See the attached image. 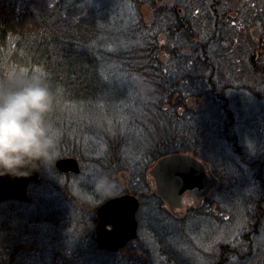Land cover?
<instances>
[{
  "label": "trees",
  "instance_id": "obj_1",
  "mask_svg": "<svg viewBox=\"0 0 264 264\" xmlns=\"http://www.w3.org/2000/svg\"><path fill=\"white\" fill-rule=\"evenodd\" d=\"M117 4L126 6L130 12L125 24L112 21ZM139 19L136 0H0V77L10 72L43 70L55 96V107L50 116L53 120L63 107L74 103L91 109L101 100H110L107 104L118 102L110 96L106 74L123 73L128 81L118 91L122 94L123 102H131L136 126L145 131L154 128L151 135L147 130L150 140L140 151H136V156L141 154L152 163L169 154L192 152L194 141H190L192 136L186 131L192 128L179 123L173 105L175 97L170 87L174 85V80H170L169 73L163 72L151 47L153 44ZM103 36L113 37L109 45ZM169 81L172 83L169 84ZM262 81L264 73L258 77V86L264 85ZM260 95L264 96L262 92ZM138 102H141L139 106ZM262 105L264 107V103ZM196 127L192 132L203 130L206 126ZM104 140L107 146L105 151L110 152V161L113 162L118 147H125L126 141L123 136ZM62 142L64 146L59 148L58 158L70 156L85 160L80 149L65 146L66 137ZM249 165V161L242 163V168L248 166L250 169L247 171L248 182L243 183L238 179L234 182L236 174L231 168L219 189L212 193L211 203L188 209L182 218L176 219L179 223L160 209L162 203L154 194H147L149 200H143L144 192L129 188L141 204L153 200L157 205L156 211L161 215L160 223H170L182 235L181 240H175L167 232L162 236L156 229L147 227L145 235L150 248L146 246V250L141 249L147 256L150 255L146 264H187V259L180 253L186 246L192 245V234L186 229L188 225L197 228L194 236L200 229L198 226L203 223H212L215 228L235 234L234 221L246 223L237 242L215 240L208 250L205 264H264V115L258 126V177L255 166ZM52 169L59 174L55 166ZM130 171L137 172L134 169ZM112 173H115L113 169ZM135 176L139 179V174ZM246 185L253 187L254 191H246ZM41 186L43 183L34 188ZM30 191L29 199L32 197ZM220 201L229 205L233 214V219L228 223L210 218L213 206ZM238 215L241 218L238 219ZM142 222L140 211V229ZM225 235L226 238L232 236L230 233ZM141 236L140 244L145 247L141 243ZM114 258V264L123 262L119 256ZM6 260L0 258L1 264H14L9 258Z\"/></svg>",
  "mask_w": 264,
  "mask_h": 264
},
{
  "label": "flooded vegetation",
  "instance_id": "obj_2",
  "mask_svg": "<svg viewBox=\"0 0 264 264\" xmlns=\"http://www.w3.org/2000/svg\"><path fill=\"white\" fill-rule=\"evenodd\" d=\"M263 1L136 0L139 18L153 44L154 55L159 59L163 72L169 73L170 80H174L170 88L174 91L173 105L179 123L192 128L186 131L192 136L190 141H194L193 151L178 154L190 155L201 163L202 175L206 179L219 180L217 187L207 194L203 193L204 190L196 195L186 191L181 198L180 209L189 199L196 202L195 206L211 203L212 193L219 189L231 168L236 174L233 181L248 182L247 171L250 169L248 166L242 168L246 161H249V166H255L258 177V126L264 115L258 104V98H264L258 92V77L264 73V22L263 11L258 9V4ZM202 125L206 126L205 129L192 132L194 126ZM224 148L227 151L225 157ZM150 182H153L152 178ZM244 189L254 191L250 185ZM125 194L131 195L129 188L115 197ZM150 194H154V190ZM138 201L139 211L143 204ZM182 215L179 213V217ZM50 218L57 228L67 227V221H71L65 212ZM59 232L63 233V230ZM87 232L89 236L93 235L88 251L92 254L91 263L95 264H114L113 258L137 240L112 252L98 244L94 229ZM68 245L64 242V245L56 247L59 249L60 246L55 264H60L59 259L66 255L70 260V254H76L80 249V246L76 250V247L71 249ZM106 254L110 258L105 260ZM84 257L81 256L82 264H87Z\"/></svg>",
  "mask_w": 264,
  "mask_h": 264
},
{
  "label": "rangeland",
  "instance_id": "obj_3",
  "mask_svg": "<svg viewBox=\"0 0 264 264\" xmlns=\"http://www.w3.org/2000/svg\"><path fill=\"white\" fill-rule=\"evenodd\" d=\"M258 7L264 12V1L258 4ZM129 15L130 12L126 6L117 4L116 10L112 13V21L116 24L121 22L125 24ZM103 39L109 45L113 37L103 36ZM110 68L112 69L113 66ZM133 78L138 81L136 76L133 75ZM106 80L109 85L110 96L118 102L107 104L106 102L110 100H101L96 107L91 109H85L74 103L71 106L63 107L59 116L52 120L54 125L62 130V139L66 137L67 145L65 146L72 147L74 150L80 149L87 158H84V161L81 157L73 158L78 163L79 173L58 171L59 174H57L53 171L52 166L48 169L41 167L38 176L39 183L27 185L26 195H29V189L33 192L30 191L32 197L29 202H0V258L3 261H8L6 259L9 258L14 264H55L54 261H58L56 255L60 246L59 249H56V247L67 242L71 249L76 247L77 250L79 245L80 249L76 251V254H70V260L69 256L62 255L65 257L59 259L60 264H82V255H85L84 259L89 264L92 261V254L88 249L93 235L89 236L87 232L91 229L88 217L93 209L95 216V208L106 199L115 198V196L122 193L125 179L121 175L123 174L127 178L129 188L133 187L136 191L139 190L140 193L144 192L143 200H149L150 197L147 198V194L154 190V183L150 182L151 177L147 175V170L152 167L151 162L149 163L141 154L136 156V151H140L143 145L150 140L148 137L154 128L152 130L147 128L145 131L136 126V122L132 117L131 102H123L122 94L119 93L118 89L126 85L128 78L123 73H107ZM138 83L140 84L139 81ZM259 91L264 95L263 84H259ZM258 100V104L264 109L262 105L264 98H258ZM140 103L138 102L137 105L139 106ZM147 130L150 135L147 134ZM118 136H123L126 144L123 148L118 147V153L113 156V162H111L110 152L105 151L107 146L104 139ZM62 139L59 148L64 146ZM130 168L137 172L131 173ZM112 169L115 173L111 174ZM130 174H134V176L132 177ZM137 174H139V179L135 176ZM98 175H107L115 182L117 187L114 193L97 192L94 187V177ZM149 182L150 184H148ZM40 183H43V186L38 187L39 189L34 188ZM194 203L196 202L189 199L182 209L174 211L168 210L162 204L159 207L176 220L182 218L187 209L197 208L198 206H195ZM156 207L157 205L153 200L144 203L142 209L140 207L138 213L141 211L142 228L140 229L138 223L139 234L137 240L129 243L125 249L119 252V259L123 258L121 264H146L148 262L150 255L147 256L141 250H146V246L150 248V243L145 235L147 227L156 229L159 235L165 236L167 232L172 239H182L181 232L177 228L171 227L172 225L166 221L160 223L159 218L161 215L156 211ZM64 212L70 215L71 221L67 222V227L57 228L56 223L51 220L50 216H59ZM179 213L183 215L176 216ZM136 218H138V215H136ZM210 218L217 219L221 223H228L229 220L233 219V214L230 206L220 201L219 204L213 206ZM239 218L241 217L238 215ZM176 222L179 223L178 220ZM234 222L237 230L235 234L215 228L212 223H203L198 226L200 229L197 235L194 236L193 233L197 228L188 225L186 229L192 234V245L182 249L180 256L187 259V264H205L208 250L211 249L215 240L237 242V237L246 223ZM58 230H63V233H58ZM54 231H56V234ZM68 233H70V237H67ZM229 233L232 235H230L231 238H226L225 234ZM140 236L141 243L145 244V247L140 244ZM81 242H84V244H80ZM104 257L106 260L110 258V255L106 254ZM114 259L113 261H115ZM102 264H106V262Z\"/></svg>",
  "mask_w": 264,
  "mask_h": 264
},
{
  "label": "clouds",
  "instance_id": "obj_4",
  "mask_svg": "<svg viewBox=\"0 0 264 264\" xmlns=\"http://www.w3.org/2000/svg\"><path fill=\"white\" fill-rule=\"evenodd\" d=\"M54 107L43 70L0 77V179L17 180L54 166L63 136L50 119ZM94 187L99 193H114L117 186L107 175H98Z\"/></svg>",
  "mask_w": 264,
  "mask_h": 264
},
{
  "label": "water",
  "instance_id": "obj_5",
  "mask_svg": "<svg viewBox=\"0 0 264 264\" xmlns=\"http://www.w3.org/2000/svg\"><path fill=\"white\" fill-rule=\"evenodd\" d=\"M55 167L62 172L79 173L76 160L70 158L59 159ZM40 170L28 177L9 180L0 179V202L4 200H17L29 202L26 195L27 185L39 183ZM124 179V190L127 189V178ZM153 179L154 194L168 210L181 208V198L186 191L193 195L204 190L207 194L217 187L219 180L206 179L202 175V165L187 154H169L159 158L149 170ZM139 202L133 195H122L104 202L97 210L98 225L94 230L98 244L108 251H118L128 242L137 238L136 213ZM107 226H110L108 228Z\"/></svg>",
  "mask_w": 264,
  "mask_h": 264
},
{
  "label": "bare ground",
  "instance_id": "obj_6",
  "mask_svg": "<svg viewBox=\"0 0 264 264\" xmlns=\"http://www.w3.org/2000/svg\"><path fill=\"white\" fill-rule=\"evenodd\" d=\"M64 158H68V159H70L71 157L69 156V157H64ZM73 158H76V157H73ZM72 158V159H73ZM59 159H63V158H58L57 160H59ZM77 159V158H76ZM56 160V161H57ZM79 171H80V169H79ZM28 197V196H27ZM106 201V200H105ZM104 201V202H105ZM100 206L101 205H99L97 208H95V211H94V213H95V216H94V214H93V210H91V215H89V222H90V226H91V229L90 230H92V227H93V229L95 230V228L97 227V225H98V215H97V210L100 208ZM76 218L78 219V217L76 216Z\"/></svg>",
  "mask_w": 264,
  "mask_h": 264
}]
</instances>
